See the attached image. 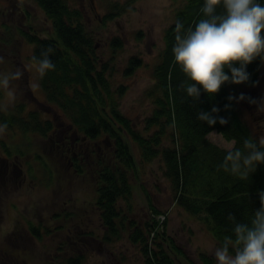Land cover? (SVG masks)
<instances>
[{
	"label": "trees",
	"instance_id": "obj_1",
	"mask_svg": "<svg viewBox=\"0 0 264 264\" xmlns=\"http://www.w3.org/2000/svg\"><path fill=\"white\" fill-rule=\"evenodd\" d=\"M24 1L18 0L17 5L20 8L6 7L7 11L1 8L0 16L8 15V10L13 9L12 15L16 16L14 19L19 23L20 28L17 30L20 35L24 41L35 45L32 57L40 58L41 51L49 46L55 50L51 55L55 70L48 71L43 78L40 77L45 91L44 101H39L34 94L31 97L38 105L54 106V117L61 116L73 124L82 134L79 144L84 149H90L88 154L83 150L84 152L75 155L80 145L73 143L68 137L59 138L61 150L48 155L52 165L47 178L49 188L60 190L59 187L65 184L63 177L71 171L81 174L89 195L94 193L93 203L101 210L104 243H115L129 233L131 244L141 246L146 257L144 264H177L173 254L185 253L168 236L167 230L163 228L160 232L153 226V221L142 226L136 218L128 217V211L134 208L131 175L140 172L141 165H149L160 159L164 163V175L171 183L176 203L193 216L201 215L200 219L213 236L216 247L222 245L226 236L234 240V224L228 216L232 214L237 222L250 224L254 212L261 207L258 193L264 191V164L257 165L256 171L250 173L247 179L226 173L222 168L218 170L226 155V148L210 141L207 135L215 130L225 139L234 142L233 149L242 152L246 151L243 141L256 137L240 116L235 91L241 86H251L257 82L261 59L257 58L247 66L250 74L248 82L240 85L226 83L213 96L201 88L199 101L188 97L179 87L187 77L174 60L173 47L176 43L177 21L187 31L203 18L200 9L204 0H192L193 4L180 11L174 24L167 30L165 48L154 70L155 82L147 92L155 108L144 119V128L139 130L131 126L129 119L121 111L118 94L113 90V77L109 73L110 62H101L94 38L87 33L79 15L63 0H35L43 10L46 20L50 22L47 27L39 26L46 33L42 36L34 25L29 30L21 27L23 23L31 22L32 17L23 8ZM258 2L264 5V0ZM217 11L221 12L223 9L218 8ZM3 25L8 29L6 24ZM11 52L14 55L19 53L20 57L21 47L16 46V52ZM19 63L25 71L28 92H31L30 70L21 60ZM14 64V60H11L10 68H16L17 64ZM141 65L142 59L132 57L125 69V75L131 74ZM236 66L239 67L238 64ZM228 74L231 75L230 71ZM119 95L121 96L120 92ZM229 96L235 99L230 101ZM0 107V122L6 123L10 130L16 131L20 128L43 139L48 138L52 132V121L44 118L42 112L36 109L27 111L24 102L15 105L9 113L1 104ZM213 107L220 111L218 114L213 113L217 116V123L209 126L198 119V114L200 111L211 112ZM221 117L227 120V124L219 123ZM56 126L61 127L60 124ZM100 136H108L113 140L115 149L111 155L100 153L99 156L97 153L96 156V149L91 144ZM134 147L140 151L139 157L135 156ZM69 150L75 151L68 157L66 154ZM30 165L33 166L31 161ZM27 172L24 169L26 175ZM28 174L33 180V174ZM87 175H90V180H86ZM65 190L69 192L71 189L62 188L60 191ZM121 202L127 205L128 210ZM65 215V220L57 225V229L61 231L71 229V218L81 219L78 213L72 211ZM29 228L30 234L42 237L43 229L40 225L29 220ZM49 232L51 233L50 228L47 230ZM13 233L23 235V232L17 230V225ZM80 234L85 240L99 239L89 227L84 226V232L78 235ZM153 238L155 247L150 243ZM69 245L68 254L59 255L48 264H87L92 251L90 245ZM200 259L204 264H216L214 258L203 252Z\"/></svg>",
	"mask_w": 264,
	"mask_h": 264
},
{
	"label": "rangeland",
	"instance_id": "obj_2",
	"mask_svg": "<svg viewBox=\"0 0 264 264\" xmlns=\"http://www.w3.org/2000/svg\"><path fill=\"white\" fill-rule=\"evenodd\" d=\"M11 1L18 2V0ZM63 1L75 11L76 15H79L87 33L94 38L101 62H110L109 73L111 78L113 77L111 79L114 85L113 90L114 92L116 90L120 100L119 107L124 116L129 119L131 126L142 130L144 119L150 116L155 108L147 92L155 82L154 70L165 48L167 30L174 24L179 12L193 4L192 0ZM1 8L5 7L0 1ZM23 8H26L32 17L31 22L20 26L24 30H29V27L34 25L39 35H46L39 26L47 27L50 22L46 20L43 10L35 3V0H25ZM14 17L16 16L12 14L0 16V57L4 58L0 63V73L20 69L23 76L10 84L15 92V101L10 103L5 93L0 90V104L9 113L15 105L24 102L27 111L36 109L42 112L44 118L50 119L53 129L49 137L44 139L16 127V131L8 127L6 133L0 136L1 154L10 159L15 157L21 161L26 160V163L23 161V170L34 176L32 180L28 172L27 175L25 174L27 179L18 175L19 181L27 182L16 184L17 187L11 183L8 184L7 182L12 179L6 176L5 184L0 188L1 201L5 197L17 203V206L11 210L10 216L6 215L5 219L1 216L6 214L2 208V206L6 207V204H0V264H48L59 255L68 254L70 243L78 246L90 245L92 251L87 264H116V259L119 264H144L146 257L141 246L131 244L128 238L129 233L115 243H104L101 210L93 203L94 193L89 195L81 174L71 171L63 177L65 184L59 188L69 187L71 189L69 192L49 188L47 178L50 176L52 165L48 155L61 150L58 144L61 143L59 138L62 136L70 138L73 142L76 138L81 139L82 134L61 116L54 117V106L38 105L32 99L33 94L39 101L45 99L40 76L31 58L35 45L24 41L17 30L20 28L19 23ZM3 24H6L8 29ZM16 46L21 47L20 57L19 53L14 55L11 52L12 50L16 52ZM132 57L142 59V65L131 74L125 75V69ZM11 60L17 64V66L14 64L16 68H10ZM20 60L30 70L31 92H28L25 71L19 63ZM242 94L245 96L244 100L239 99ZM235 98L240 116L253 135L257 138L259 135H264V114H257L258 105L249 102V98L258 101L264 99V61L261 60L257 82L251 86L237 88ZM57 124L61 127L58 128ZM207 138L226 149L234 146L233 141L225 139L215 130L210 132ZM91 145L96 149V156L97 153L99 156L100 153L111 155L115 149L113 140L108 136L98 137ZM79 147L78 151H81L83 146ZM48 148L49 151H47ZM74 151L69 150L66 156L69 157ZM139 153L140 151L134 147L135 156L139 157ZM29 161L33 166H29ZM90 179V175H87L86 180ZM131 182L134 208L128 211V217L136 218L142 226L146 222L153 221V226L159 229L158 231L161 232L163 228L167 230L168 236L173 238L186 255L174 253L177 264H204L200 259L201 252L215 259L214 251L217 247L213 236L206 230L205 223L200 219L201 215L193 216L176 203L171 183L164 175L162 160L157 159L149 165H141L140 172L131 175ZM121 204L128 210L124 202ZM68 211L78 213L81 219L71 218V229L61 231L57 229V225L65 220V214ZM29 220L41 226L43 229L41 238L29 233ZM15 225L17 230L23 232V235L13 233ZM84 226L95 232L99 238L97 242L85 240L80 237L81 234L78 235L83 233ZM49 228L51 233H47ZM68 237L72 239L68 240ZM154 242V238L150 240L153 247H155Z\"/></svg>",
	"mask_w": 264,
	"mask_h": 264
},
{
	"label": "clouds",
	"instance_id": "obj_3",
	"mask_svg": "<svg viewBox=\"0 0 264 264\" xmlns=\"http://www.w3.org/2000/svg\"><path fill=\"white\" fill-rule=\"evenodd\" d=\"M218 8L223 11L218 12ZM200 11L203 18L194 28L184 31V25L176 22V43L173 47L174 60L187 77L179 87L193 101H199L201 88L213 96L226 83L240 85L248 82L250 74L247 66L257 58L264 61V5L258 0H204ZM54 51L49 46L41 51L40 58L32 57L41 78L48 71L55 70L51 60ZM3 59L0 57V63ZM22 76L20 69L0 73V90L10 103L16 98L10 84ZM228 99L235 98L229 96ZM239 99L244 100L245 96L242 94ZM249 102L258 105L257 114H264V99L249 98ZM219 111L216 107L211 112L200 111L198 119L214 126L217 116L213 113L218 114ZM219 123L227 124V120L221 117ZM7 128L6 123H0V136L6 133ZM243 146L245 152L227 148L218 170L222 168L226 173L247 179L250 173L256 171L257 165L264 164V135L246 138ZM258 195L261 207L254 212L250 224L237 222L236 217L229 214L228 219L234 224L232 231L235 239L226 236L222 245L215 249L216 264H264V191Z\"/></svg>",
	"mask_w": 264,
	"mask_h": 264
},
{
	"label": "flooded vegetation",
	"instance_id": "obj_4",
	"mask_svg": "<svg viewBox=\"0 0 264 264\" xmlns=\"http://www.w3.org/2000/svg\"><path fill=\"white\" fill-rule=\"evenodd\" d=\"M0 1L3 2V5L5 7L3 9L6 10V11H7L6 7H9V8H20L17 5V3H15L16 1L15 2H12L11 0H0ZM8 11H9L8 14L14 13L13 9H9ZM61 139H64V137L62 136ZM78 140H79V138L74 139L73 143L77 142V144L80 145L81 143L79 144ZM58 147L61 148L62 144L59 143ZM83 150H85L86 151L85 153L88 154L90 149L89 148H87V149L83 148L81 151H77V152L75 151V155L78 152H82ZM23 165H24V162L21 161L20 159H18V158L10 159V158L6 157L5 155H2L1 154V150H0V188H1L2 185L5 184V177L6 176H9L12 179L11 181H8L7 183L8 184L11 183L15 187H17L16 184H19V183H22V182H27L25 180H20L19 181V179L17 178L18 175H22L21 178L24 177V179H27V176L25 175L24 170H23ZM28 183L30 185H32L31 182H28ZM29 195H30L29 196V202L31 204V193ZM25 196H26V194H25ZM0 204H2V205L6 204V207L2 206V208L6 211V214H3L4 212L2 213L3 214L1 216L2 219H5L6 215L10 216L9 214L11 213V210L17 206L16 201H12V199H10V198H8V200H7V198L4 197L2 199V201H1V189H0ZM92 240H95V242H97L98 239H92ZM115 261H116V264H119V261H117V259Z\"/></svg>",
	"mask_w": 264,
	"mask_h": 264
}]
</instances>
